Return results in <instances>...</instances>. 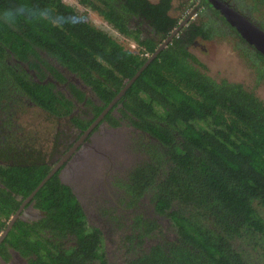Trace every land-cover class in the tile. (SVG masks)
I'll return each instance as SVG.
<instances>
[{
    "label": "trees",
    "instance_id": "1",
    "mask_svg": "<svg viewBox=\"0 0 264 264\" xmlns=\"http://www.w3.org/2000/svg\"><path fill=\"white\" fill-rule=\"evenodd\" d=\"M77 1L133 39L139 50L92 24L86 9L63 0H32L58 12L75 11L82 23L64 30L0 25V110L22 89L46 110L70 111V103L48 85L16 70L12 57L31 58L32 64L36 58L45 61L40 50L56 56L103 100L95 106L97 114L141 70L115 106L122 103L120 110L129 111L148 134L147 159L120 184L128 205L102 208L91 220L72 189L52 176L32 197L43 215L15 222L4 242L42 264H264V101L241 83L209 76L192 52L194 41L211 36L216 20L208 28L204 21H188L141 69L178 24L169 14L171 0H123L118 6V0ZM233 1L241 14H264V0ZM14 2L0 0V9ZM130 14L147 19L157 38L128 27L124 16ZM260 27L264 30V23ZM243 52L255 68V82L264 81V55ZM48 171L36 164L0 166V218H9L20 204L16 196L28 197ZM145 192L153 211L168 217L165 228L157 217L130 211ZM94 220L115 224L116 235L107 237ZM123 229L129 230L126 236ZM156 235L161 240L146 246Z\"/></svg>",
    "mask_w": 264,
    "mask_h": 264
},
{
    "label": "flooded vegetation",
    "instance_id": "2",
    "mask_svg": "<svg viewBox=\"0 0 264 264\" xmlns=\"http://www.w3.org/2000/svg\"><path fill=\"white\" fill-rule=\"evenodd\" d=\"M202 1L207 5L208 10H200L196 14L218 15L217 17L221 21H225L224 16H221L223 12L219 10V14L216 13V8L212 6L218 0L216 2L215 0ZM219 1L226 5V0ZM121 2L123 0H118L117 6ZM243 14L246 16L245 13ZM124 17L127 20L128 27L140 30L144 38H157L154 36L155 34L149 21L145 18L143 19L141 14H130V16L125 15ZM187 18L188 16L184 20H188ZM182 26V23H178L171 32V37L175 35L179 37V30ZM171 37L170 39H172ZM197 42L194 41L193 45L197 44ZM39 52L47 63L42 60L40 62L36 58L30 64L31 58L21 60L13 57L9 60V63L13 64L18 71L24 69L26 73L32 76L30 80L48 85L51 91L58 95L65 104L70 103V111L67 113L63 111L53 113V111L46 110L32 101L22 89L16 92L15 96L12 95L14 102H10L6 109L0 110V166L26 163L49 167L46 176L51 173L49 178L54 176L59 180L60 184L68 185L87 212L89 209L87 205H89L91 200L96 202L109 198L111 202V189L127 182L132 169L141 163L142 160L147 159L146 152L143 149L145 148L148 134L134 124L131 120L132 114L129 111H127L129 115L127 117L128 115H125L120 110L123 106L122 103H118L115 106L117 100L124 92L121 95L119 92L97 114L98 110L95 106L101 107L104 102L98 97L91 85L77 73L61 64L56 56L42 50ZM36 64L41 70L35 67ZM18 106L36 108L46 114L44 117L45 121L55 120V126L51 124L53 133L52 129H49L50 126L40 124L43 127H39V123L36 121L34 124L33 121H30L25 125L29 126V128L22 127V124H17L19 117L16 119L13 116H15L14 111L17 110ZM113 118H115V121ZM26 129L27 131L25 132L24 130ZM49 134H53L51 147H48L44 141H40L41 139L44 140V137L47 139ZM133 138L135 139L133 140ZM127 139L128 141L125 142ZM130 141L133 143L132 145ZM131 147L134 148L132 149L135 150L134 153L130 152L131 149L129 150V148ZM3 184L0 176V188L4 187ZM122 189H124V186ZM98 194L101 195L97 197ZM146 196L147 193L145 192L143 197L137 201V210L140 211L138 213L144 212L142 213L144 217H157L161 227L165 228L168 217L154 212L153 204L149 201L148 204L143 202ZM27 198L23 199L21 195H17L16 199L20 200L19 206L9 218L4 219L1 217L3 219L0 220V264H37L36 262L42 264L34 254L23 255L8 242H4L15 222L18 220L34 221L43 215V210L36 205L37 200L33 198L27 200ZM14 216L16 218L11 223ZM89 219H92L91 212H89ZM96 224L103 229L107 237H110L111 234L112 236L116 235V230L114 229L116 225L110 221L107 220V225L103 222H97ZM8 225H10L9 228ZM117 233H119L118 227ZM128 233V229H123L121 235L126 236ZM122 239L124 240L125 238L122 237Z\"/></svg>",
    "mask_w": 264,
    "mask_h": 264
},
{
    "label": "rangeland",
    "instance_id": "3",
    "mask_svg": "<svg viewBox=\"0 0 264 264\" xmlns=\"http://www.w3.org/2000/svg\"><path fill=\"white\" fill-rule=\"evenodd\" d=\"M63 1L65 3L74 6L79 11H83V12L88 11V16L92 24L104 30L105 32L109 33L112 37L116 38L119 43L128 46L131 50L137 49V44L133 39L123 37L119 33V31L112 25L108 24L106 20L97 11L89 9L88 7L84 6L82 3H79L77 0H63ZM150 1L154 3L159 2V0H150ZM216 1L217 0H215V2ZM226 2L229 8L232 9L233 11L237 13L242 12L240 10H237L240 9V7H238L233 0H226ZM228 2H230L232 5ZM245 2L246 5H248V1L245 0ZM216 4L212 6L216 8L215 12L218 13L219 10H222L220 9L221 5H219V0L216 2ZM171 5L172 6L169 11V14H171L174 17H178L179 19L178 23H182L183 25L186 24L188 21L191 22L195 21L196 23L204 21V24L208 28L210 26V22L212 21L215 22L216 20L215 22L216 28L215 30L213 28L211 36L206 38L205 40L202 41L199 40L197 44H194L191 47L192 52L195 54L197 58H199V61L203 65L205 72L209 76L217 80L226 79L231 82L241 83L246 88L254 91L256 95L264 101V81L261 80L258 83L255 82V77H256L255 68H253L252 63L249 61L248 57L245 56V53L243 52V50L245 49L247 50L248 48L252 50L255 49L252 46H250L245 41V39H243L239 35V33L236 30L237 26L231 24L232 21L223 14H221V16H224V20H225L224 22L217 17L218 15L214 16L213 14H196L197 11L208 10L207 5H205L202 0H171ZM248 11H249L248 13H245L246 14L245 17L247 18L248 22L257 26L259 29L263 30V28L260 27V24L264 23L263 12L260 13L256 11L252 12L251 10ZM187 16H188L187 18L188 20L185 21L184 19ZM216 29L218 31H216ZM32 108H27V106L24 107L18 106L17 110L14 111L15 116H13L16 119H18L19 117L17 124H22V127L24 126L25 128H29V126H25V125L30 121H33L34 124V122L36 121L37 123H39L38 124L39 127H43L46 125L50 126L49 129L51 128L53 133V127L51 126V124L55 126L56 123L55 120L45 121L44 117L46 114L36 108L33 109ZM40 124H43V126ZM24 131L26 132L27 129ZM43 139L44 140L41 139L40 141L42 142L44 141L48 147H51L53 134L52 135L49 134L47 136V139L45 137ZM48 139L49 141H47ZM134 139L135 138H133V140ZM127 141L128 139L125 142ZM130 144L132 145L133 143L130 141ZM130 149H131L130 151L131 153L135 152V150H132L134 149L133 147L129 148V150ZM110 193L112 194V196L110 197L111 202L109 201V198H105L106 202L103 201V199L96 202H93L94 200L93 201L91 200V202L89 201V205H87V207L90 209V212H92V218L96 217L95 213L98 214V210L102 208L114 207L117 209L118 206L123 208L126 206V204L128 205L129 196L127 192L121 188L120 185L114 186L111 189ZM100 195L101 194H98L97 197H99ZM147 198L148 195L146 196L143 202L148 204ZM84 200L86 201V199ZM137 208L138 206L133 207L132 209H130V211L140 212L137 210ZM2 219L3 218H0V220ZM94 222L96 223L97 220H94ZM161 237L162 236L160 235H156L150 238L146 246H148L151 242L156 243L157 241H160ZM110 260H112V258H110Z\"/></svg>",
    "mask_w": 264,
    "mask_h": 264
},
{
    "label": "clouds",
    "instance_id": "4",
    "mask_svg": "<svg viewBox=\"0 0 264 264\" xmlns=\"http://www.w3.org/2000/svg\"><path fill=\"white\" fill-rule=\"evenodd\" d=\"M21 22L32 26L43 25L64 30L66 26H77L82 23V20L75 11L58 12L51 5L41 6L32 3V0H15L14 3L0 9V25L11 27ZM138 50L137 45V49L133 51Z\"/></svg>",
    "mask_w": 264,
    "mask_h": 264
},
{
    "label": "water",
    "instance_id": "5",
    "mask_svg": "<svg viewBox=\"0 0 264 264\" xmlns=\"http://www.w3.org/2000/svg\"><path fill=\"white\" fill-rule=\"evenodd\" d=\"M219 5H221L222 9L221 11L223 12V15L229 18L232 22L231 24H234L237 26L236 30L239 33V35L245 39V41L252 46L256 51L264 55V31L259 29L257 26L253 25L252 23H249L247 18L240 13H237L233 11L232 9L229 8V6L224 5L222 2L219 1ZM229 13V14H226ZM239 14V15H238ZM174 33V32H173ZM171 35L161 44L158 46V48L152 53V55L149 57V59L145 62L143 69L156 55L157 53L164 47L166 46L167 42L170 40ZM141 70H139L130 80L129 82L122 88L120 91V95L125 92V90L131 85V83L134 81V79L137 77L138 73ZM51 175L48 174L38 185L37 187L31 192V194L28 196L27 200L32 198L34 194L38 191L40 187L43 186L45 181L49 178ZM16 218V216L12 217L11 223L13 220ZM10 225H8V228Z\"/></svg>",
    "mask_w": 264,
    "mask_h": 264
}]
</instances>
